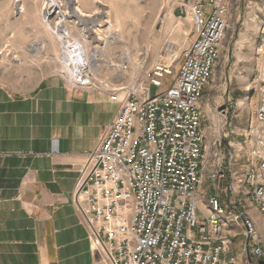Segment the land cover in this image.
I'll return each instance as SVG.
<instances>
[{"label":"built area","instance_id":"built-area-1","mask_svg":"<svg viewBox=\"0 0 264 264\" xmlns=\"http://www.w3.org/2000/svg\"><path fill=\"white\" fill-rule=\"evenodd\" d=\"M59 1L51 17L76 4ZM166 2L192 22L194 40L175 74L172 64L158 60L133 86L118 88L125 91L120 111L88 153L73 202L92 246L111 264H241L232 238L224 234L226 225L242 228L244 264H254V257L264 256V240L249 211L255 204L264 219V22L256 51L262 61L255 77L260 102L248 119L245 140L250 162L239 179L234 161L245 155L239 157L227 134L217 138L208 212L200 218L196 196L207 179L201 106L229 27V5L227 0ZM77 66L79 76L69 77L71 84L95 85L90 66ZM121 67L127 69L125 62ZM173 74L166 90L151 96L150 87H162Z\"/></svg>","mask_w":264,"mask_h":264},{"label":"crops","instance_id":"crops-1","mask_svg":"<svg viewBox=\"0 0 264 264\" xmlns=\"http://www.w3.org/2000/svg\"><path fill=\"white\" fill-rule=\"evenodd\" d=\"M81 2L84 12H93L88 2ZM37 57L26 45L0 38V264H111L92 246L73 195L88 153L99 146L119 113L125 91L117 92L119 78L74 86L67 76L53 72L52 63ZM248 69L244 65L235 75L236 90L250 86L243 80ZM114 91L116 99L111 98ZM240 106L223 113L216 126L223 128L228 116L232 126ZM249 117L239 133L242 145ZM252 218L260 228L259 217Z\"/></svg>","mask_w":264,"mask_h":264},{"label":"rangeland","instance_id":"rangeland-1","mask_svg":"<svg viewBox=\"0 0 264 264\" xmlns=\"http://www.w3.org/2000/svg\"><path fill=\"white\" fill-rule=\"evenodd\" d=\"M85 1L92 6V13L83 11L84 14L80 16L74 8L75 15L69 14L67 19L63 16L64 13L60 16L55 14L49 17L51 29L41 13L44 7L41 0H0V38L20 46L26 45L27 52L38 56L35 59H46L52 63L53 72L68 78L70 69L65 65L67 56L61 37L80 42L88 55L97 48L101 50L102 57L98 62V69L93 71V81L119 78L121 83L117 88H121L129 85L133 79H142L145 71L158 60L172 64L175 74L182 63L187 43L195 37L188 17H179V10L174 13L173 7L165 3L166 0ZM20 3L25 5L26 12L18 11ZM76 3L82 8L81 0H76ZM227 3L229 27L220 45L214 75L206 87L201 106L206 159L204 172L207 179L196 196L200 218H204L208 212V195L212 190L208 175L215 168L218 159L217 138H224L227 134L234 144L233 148L235 145L237 147V150L234 148L236 153L242 157V153L248 151L249 147L242 145L239 133L243 131L247 116H255L260 102V86L255 77L259 74L257 69L262 61L257 58L256 51L257 37L264 22V0H227ZM32 46L39 50L33 51ZM44 46L48 49L54 47L55 50H44ZM123 62L127 69L121 67ZM244 65L252 68L251 71L248 69L250 72L243 78L250 86L244 90H236L239 82L235 75ZM174 74L164 80L166 87L172 82ZM160 88L151 86V96H156L161 91ZM229 92L232 94L230 102L227 100ZM238 104H242L238 109L240 117L233 119V125L230 126L232 120L228 116L226 126L225 122L223 128L216 126L226 107L229 115L238 108ZM232 128H235L236 133H233ZM249 162L248 155L234 161L235 174L239 179L245 176ZM249 206L251 216L259 217L257 221H260L264 240V219L255 204L251 203ZM224 234L232 238V252L244 264L246 258L242 246V228L226 225ZM252 261L256 264L264 263V256L254 257Z\"/></svg>","mask_w":264,"mask_h":264},{"label":"bare ground","instance_id":"bare-ground-1","mask_svg":"<svg viewBox=\"0 0 264 264\" xmlns=\"http://www.w3.org/2000/svg\"><path fill=\"white\" fill-rule=\"evenodd\" d=\"M69 3H75L76 0H66ZM60 5V1L59 0H44V7L41 10V13L44 16V20L48 26V28L50 27L52 29V25L50 22V16L51 13L53 12V8L56 6ZM74 8L76 9V11L78 12V14L81 16L82 14H84L82 8L80 6L77 5V3L75 4V7H73L70 11H66L63 12V16H66V19L68 18L69 14H74ZM18 11L21 12H26V8L25 5L23 4H19L18 5ZM75 15V14H74ZM42 16V17H43ZM65 19V18H64ZM54 32H56L55 29H53ZM62 40V45H64V51L66 52V56H67V61H65V65L67 67H69L70 69V78L72 76H76L78 77V71H79V67L77 66V64H83L86 63L87 65L90 66V69L92 71H96L98 69V62L100 60V58L102 57V53L101 50L99 48H97L91 55H88L87 52L85 51L84 46L80 43V42H74L71 41L70 39H67L65 37H61ZM41 48V47H40ZM127 56H129V54H127ZM71 61L74 62L75 64V68L72 67L71 65ZM83 63H80V62ZM68 62V64H67ZM203 103V101H202Z\"/></svg>","mask_w":264,"mask_h":264},{"label":"trees","instance_id":"trees-1","mask_svg":"<svg viewBox=\"0 0 264 264\" xmlns=\"http://www.w3.org/2000/svg\"><path fill=\"white\" fill-rule=\"evenodd\" d=\"M254 264H256V263L254 262Z\"/></svg>","mask_w":264,"mask_h":264}]
</instances>
